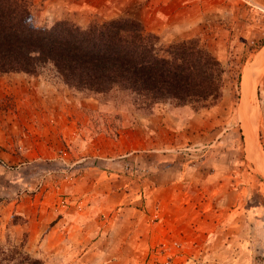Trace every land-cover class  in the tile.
<instances>
[{
    "label": "rangeland",
    "instance_id": "1",
    "mask_svg": "<svg viewBox=\"0 0 264 264\" xmlns=\"http://www.w3.org/2000/svg\"><path fill=\"white\" fill-rule=\"evenodd\" d=\"M31 1L39 27L131 18L167 45L197 39L223 64L225 85L208 106L160 102L148 108L132 93L77 90L50 67L38 74L0 72V256L10 264H31L23 254L41 264H264V0H111L106 6L94 0V9L81 4L85 0ZM161 104L186 107L182 115L196 118L183 126L182 146L199 143L204 155L181 158L207 162L199 174L212 165L221 177L222 238L206 247L171 239L143 245L124 223H102L103 214L81 222L75 206L84 194L77 204L74 195L99 182L80 180L89 168L69 162V137L79 132L78 152L85 156L102 132L116 139L123 124Z\"/></svg>",
    "mask_w": 264,
    "mask_h": 264
},
{
    "label": "trees",
    "instance_id": "2",
    "mask_svg": "<svg viewBox=\"0 0 264 264\" xmlns=\"http://www.w3.org/2000/svg\"><path fill=\"white\" fill-rule=\"evenodd\" d=\"M32 5L31 0H0V72L38 74L50 67L77 90L132 93L148 108L160 102L208 106L223 95L226 69L197 39L167 45L131 18L88 27L67 20L39 27ZM10 263L0 256V264Z\"/></svg>",
    "mask_w": 264,
    "mask_h": 264
},
{
    "label": "crops",
    "instance_id": "3",
    "mask_svg": "<svg viewBox=\"0 0 264 264\" xmlns=\"http://www.w3.org/2000/svg\"><path fill=\"white\" fill-rule=\"evenodd\" d=\"M85 1L81 4L94 9V0ZM110 2L104 0L102 5ZM186 112V107L171 109L165 104L158 105L149 114H139L135 123L123 124L116 139L102 132L100 140L93 141L82 157L77 146L81 135L77 131L69 137L75 156L69 162H85L89 168L80 180L99 182L85 193L76 190V204L84 194L85 204L80 201L82 204L75 205L81 209L78 210L82 213L81 222H92V216L103 214L102 223L109 226L124 223L129 235L140 239L143 245L171 239L182 243L198 240L206 247L213 238H222L223 219L218 200L222 182L218 169L211 165L202 176L198 167L207 162L191 164L181 158L182 152L171 153L183 148L182 128L187 121L196 122L195 117L182 115ZM216 180L213 188L204 187ZM59 229L57 232L62 231L61 226ZM232 239L231 236L230 242Z\"/></svg>",
    "mask_w": 264,
    "mask_h": 264
},
{
    "label": "built area",
    "instance_id": "4",
    "mask_svg": "<svg viewBox=\"0 0 264 264\" xmlns=\"http://www.w3.org/2000/svg\"><path fill=\"white\" fill-rule=\"evenodd\" d=\"M245 1L248 2V3H250V4H252V1L251 0H245ZM204 149H205V146H201L198 143V144H194L192 146L190 145V146L183 147V148L179 149V152H182L186 156H190V157L195 156L196 152H198L197 153V156H199V154H201L203 156L204 155V152H205Z\"/></svg>",
    "mask_w": 264,
    "mask_h": 264
},
{
    "label": "bare ground",
    "instance_id": "5",
    "mask_svg": "<svg viewBox=\"0 0 264 264\" xmlns=\"http://www.w3.org/2000/svg\"><path fill=\"white\" fill-rule=\"evenodd\" d=\"M253 77H252V75H251V77H250V75H247L246 76V87H249V88H251L253 85V79H252ZM245 100L246 101H249V96H248V93L247 94H245ZM251 130H250V132L251 133H253L254 135L256 134V132H255V130L253 129V128H250Z\"/></svg>",
    "mask_w": 264,
    "mask_h": 264
}]
</instances>
